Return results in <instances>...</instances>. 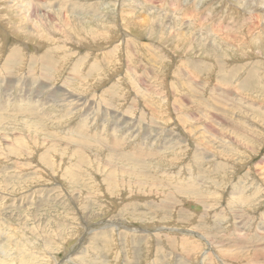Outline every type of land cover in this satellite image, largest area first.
Returning <instances> with one entry per match:
<instances>
[{"label": "rangeland", "instance_id": "obj_1", "mask_svg": "<svg viewBox=\"0 0 264 264\" xmlns=\"http://www.w3.org/2000/svg\"><path fill=\"white\" fill-rule=\"evenodd\" d=\"M7 1L0 264H263L264 0Z\"/></svg>", "mask_w": 264, "mask_h": 264}, {"label": "bare ground", "instance_id": "obj_2", "mask_svg": "<svg viewBox=\"0 0 264 264\" xmlns=\"http://www.w3.org/2000/svg\"><path fill=\"white\" fill-rule=\"evenodd\" d=\"M7 1V0H6ZM16 1H18V3H15ZM127 1V0H126ZM212 1V0H211ZM242 1V0H241ZM8 2V1H7ZM15 4H14V6H16L15 8H16V10H14V11H20L21 9H23V5H25V4H28L26 1H24V0H15ZM131 3H133L132 1H131ZM239 4V3H238ZM241 4V3H240ZM67 5V4H66ZM194 5V4H193ZM242 5V4H241ZM262 5V4H261ZM6 6V5H5ZM30 6V5H29ZM45 6H46V4H45ZM130 6V5H129ZM264 6V5H263ZM26 7V6H25ZM93 7V6H92ZM99 7V6H98ZM124 7V6H123ZM131 7H132V5H131ZM136 7H137V4H136ZM262 7V6H261ZM34 8V7H33ZM125 8V7H124ZM14 9V8H13ZM12 9V10H13ZM43 9V8H42ZM228 9H230V8H228ZM261 9V8H260ZM29 10V9H28ZM36 10V9H35ZM124 10V9H123ZM188 10V9H187ZM1 11V10H0ZM239 11V10H238ZM27 12V11H26ZM36 12V11H35ZM45 12V11H44ZM50 12V11H49ZM48 12V13H49ZM94 12V11H93ZM162 12V11H161ZM172 12V11H171ZM25 13V12H24ZM64 13V12H63ZM134 13V12H133ZM151 13V12H150ZM11 14V13H10ZM28 14V13H27ZM31 14V13H30ZM44 14V13H43ZM42 14V15H43ZM19 15V14H18ZM22 15V14H21ZM163 15V14H162ZM226 15V14H225ZM31 16V15H30ZM39 16H40V14H39ZM136 16V15H135ZM174 16V15H173ZM184 16V15H183ZM182 16V17H183ZM248 16V15H247ZM22 17V16H21ZM24 17V16H23ZM27 17V16H26ZM48 17V16H47ZM72 17V16H71ZM254 17V16H253ZM67 18V17H66ZM158 18V17H157ZM236 18V17H235ZM178 19V18H177ZM250 19V18H249ZM123 20V19H122ZM180 21H181V19H180ZM35 22V21H34ZM141 22V21H140ZM142 22H143V20H142ZM178 22V21H177ZM257 22V21H256ZM68 23H70V22H68ZM154 23V22H153ZM135 24H137V23H135ZM140 24V23H139ZM139 24H137L138 26H139ZM143 24V23H142ZM185 24V23H184ZM141 25V24H140ZM210 25V24H209ZM241 25V24H240ZM258 25V24H257ZM263 25V24H262ZM34 26V25H33ZM164 26V25H163ZM204 26V25H203ZM221 26V25H220ZM226 26V25H225ZM253 26H254V24H253ZM145 27V26H144ZM162 27V26H161ZM161 27H160V29H161ZM169 27V26H168ZM245 27V26H244ZM243 27V28H244ZM32 28V27H31ZM119 28V27H118ZM150 28V27H149ZM184 28V27H183ZM188 28V27H187ZM223 28V27H222ZM35 27H34V31H35ZM158 29H159V27H158ZM178 29H180V28H178ZM4 30V29H3ZM29 30V29H28ZM153 30V29H152ZM164 30V29H163ZM222 30V29H221ZM262 30H263V28H262ZM47 31V30H46ZM162 31V30H161ZM174 31V30H173ZM184 31V30H183ZM202 31V30H201ZM252 31V30H251ZM45 32V31H44ZM142 32V31H141ZM145 32V31H144ZM159 32V31H158ZM178 32V31H177ZM180 32H181V30H180ZM180 32L178 33V34H180ZM1 33V32H0ZM27 33V32H26ZM134 33V32H133ZM160 33V32H159ZM33 34V33H32ZM36 34V33H35ZM174 34V33H173ZM177 34V35H178ZM188 34V33H187ZM161 35V34H160ZM28 36V35H27ZM26 36V37H27ZM180 36V35H179ZM183 36V35H182ZM188 36H189V34H188ZM203 36V35H202ZM42 37V36H41ZM175 37V36H174ZM185 37V36H184ZM226 37V36H225ZM30 38V37H29ZM45 38V37H44ZM127 38V37H126ZM149 38H150V36H149ZM180 38V37H179ZM182 38V37H181ZM247 38V37H246ZM13 39V38H12ZM31 39V38H30ZM134 39V38H133ZM151 39V38H150ZM192 39V38H191ZM202 39V38H201ZM233 39V38H232ZM198 40V39H197ZM260 40H261V38H259L258 39V41L260 42ZM180 41H181V39H180ZM200 41V40H199ZM206 41V40H205ZM257 41V40H256ZM14 42V41H13ZM35 42V41H34ZM65 42V41H64ZM67 42V41H66ZM65 42V43H66ZM126 42V41H125ZM211 42V41H210ZM237 42V41H236ZM4 43V42H3ZM182 43H183V40H182ZM207 43V42H206ZM255 43H257V42H255ZM163 44V43H162ZM188 44V43H187ZM186 44V45H187ZM139 45V44H138ZM141 45V44H140ZM186 45H185V47H186ZM206 45V44H205ZM210 45H211V43H210ZM210 45H208V47H210ZM214 45V44H213ZM217 45V44H216ZM128 46V45H127ZM184 46V45H183ZM193 46V45H192ZM256 46V45H255ZM2 47V46H1ZM6 47V46H5ZM205 47V46H204ZM203 47V48H204ZM214 47V46H213ZM217 47V46H216ZM119 48V47H118ZM125 48V47H124ZM182 48H184V47H182ZM206 48V47H205ZM255 48V47H254ZM115 49V48H114ZM194 49V48H193ZM202 48H200V50H201ZM20 49H16V48H13V49H11V51H10V56H9V58H8V61H13L14 59H16V58H18L17 56L19 55V52L21 51H19ZM52 50V52H53V49H51ZM199 50V51H200ZM209 50H210V48H209ZM65 51V50H64ZM131 51V50H130ZM2 52V51H1ZM0 52V53H1ZM210 52V51H209ZM212 52V51H211ZM215 52V51H214ZM7 53V52H6ZM116 53V52H115ZM132 53V52H131ZM169 53V52H168ZM243 55H245V54H243ZM253 55V54H252ZM31 56V55H30ZM90 56V55H89ZM121 56V55H120ZM229 56V55H228ZM42 58H45L44 60H45V65L46 66H49V64L48 63H53L52 62V54H51V52L50 51H46V53H44V55L42 56ZM77 58V57H76ZM209 58V57H208ZM245 58V57H244ZM36 59V58H35ZM98 59V58H97ZM205 59V58H204ZM2 60V59H1ZM4 60V59H3ZM32 60V59H31ZM259 60V59H258ZM6 61V60H5ZM8 61H7V63H8ZM35 61V60H34ZM37 61V60H36ZM41 61H42V59H41ZM183 61V60H182ZM33 62V61H32ZM55 62V61H54ZM120 62V61H119ZM128 62V61H127ZM126 62V63H127ZM180 62V61H179ZM1 63V62H0ZM43 63V62H42ZM182 63V62H181ZM190 63V62H189ZM4 64H5V62H4ZM3 64V65H4ZM33 64V63H32ZM185 64V63H184ZM258 64H259V61H258ZM99 65V64H98ZM132 65V64H131ZM161 65V64H160ZM181 65V64H180ZM185 65H188V63L187 64H185ZM190 65H191V63H190ZM245 65V64H244ZM51 66H53V65H51ZM164 66V65H163ZM183 66V65H182ZM255 66V65H254ZM2 67V66H1ZM40 67V66H39ZM186 67H188V66H186ZM4 68H6V66L4 67ZM102 68V67H101ZM181 68H183V67H181ZM190 68H192L191 66H190ZM194 68V67H193ZM197 68V67H196ZM1 69V68H0ZM186 69V68H185ZM260 69V68H259ZM10 70V69H9ZM38 70V69H37ZM257 70V69H256ZM1 71V70H0ZM5 71V70H4ZM140 71V70H139ZM78 72V71H77ZM136 72V71H135ZM190 72V71H189ZM191 72H192V70H191ZM193 72H195V71H193ZM10 73V72H9ZM114 73V72H113ZM137 73V72H136ZM183 73V72H182ZM16 74V73H15ZM43 74V73H42ZM128 74V73H127ZM191 74V73H190ZM41 75V74H40ZM39 75V76H40ZM170 75V74H169ZM180 75V74H179ZM189 75V74H188ZM246 75V77H245V79H243L242 81H241V83H240V87L242 88V89H249V88H251L252 87V82L253 81H251L250 80V78L248 77V76H250V74H245ZM7 76V75H6ZM5 76V77H6ZM182 76V75H181ZM190 76V75H189ZM194 76V75H193ZM192 76V77H193ZM8 77V76H7ZM38 77V76H37ZM42 77V76H41ZM125 77V76H124ZM124 77H123V80H124ZM260 77H262V76H260ZM88 78H89V76H88ZM130 78V77H129ZM183 78V77H182ZM186 78V77H185ZM185 78H184V80H185ZM194 78V77H193ZM126 79V78H125ZM127 79H128V77H127ZM126 79V80H127ZM134 79V78H133ZM154 79V78H153ZM187 79V78H186ZM191 78H189V80H190ZM43 80V79H42ZM119 80V79H118ZM139 80H141V79H139ZM172 80V79H171ZM175 80V79H174ZM81 81V80H80ZM129 81H131V80H129ZM123 82V81H122ZM125 83V82H124ZM208 83V82H207ZM254 83V82H253ZM8 84V83H7ZM133 84V83H132ZM156 84V83H155ZM165 84V83H164ZM166 85V84H165ZM197 85V84H196ZM126 86V85H125ZM116 87V86H115ZM134 87V86H133ZM178 87V86H177ZM263 88L262 89H264V85L262 86ZM114 88V87H113ZM113 88H111L113 91H114V89ZM120 89V88H119ZM133 89V88H132ZM135 89H137L136 87H135ZM159 89V88H158ZM165 89H167L166 87H165ZM170 89V88H169ZM252 89V88H251ZM143 90V89H142ZM111 91V90H110ZM155 91V90H154ZM244 91V90H243ZM189 92V91H188ZM115 93H117V92H115ZM225 93H227V94H229L228 93V91L227 92H225ZM188 94V93H187ZM139 95V94H138ZM112 96V95H111ZM168 96V95H167ZM179 96V95H178ZM187 96V95H186ZM192 96V95H191ZM144 97V96H143ZM162 97V96H161ZM177 97V96H176ZM223 97H226L225 95H223ZM169 98V97H168ZM163 100V99H162ZM165 100V99H164ZM264 100V99H263ZM142 101V100H141ZM145 102V101H144ZM181 102V101H180ZM187 103V102H186ZM259 103V102H258ZM264 103V102H263ZM70 104V103H69ZM106 104V103H105ZM143 104V103H142ZM148 103H146L145 105H147ZM169 104V103H168ZM135 106H136V104H135ZM163 106V105H162ZM189 106V105H188ZM187 106V107H188ZM2 107V106H1ZM107 107V106H106ZM148 107V106H147ZM149 108V107H148ZM2 109V108H1ZM18 109V108H17ZM263 109V108H262ZM19 110V109H18ZM109 110V109H108ZM145 110V109H144ZM20 113V112H19ZM153 113V112H152ZM134 115V114H133ZM155 115V114H154ZM180 115V114H179ZM58 116V115H57ZM186 117V116H185ZM9 118V117H8ZM215 118V117H214ZM221 118V117H220ZM56 119V118H55ZM143 119H144V117H143ZM252 119V118H251ZM169 121V120H168ZM16 122V121H15ZM188 122V121H187ZM249 123V122H248ZM176 124V123H175ZM188 125V124H187ZM209 126V125H208ZM20 128V127H19ZM183 128V127H182ZM26 129V128H25ZM170 129V128H169ZM70 130V129H69ZM210 130V129H209ZM33 131H34V129H33ZM42 132V131H41ZM76 132V131H75ZM41 135V134H40ZM51 135V134H50ZM85 136V135H84ZM31 138V137H30ZM80 138V137H79ZM218 138V137H217ZM11 139V138H10ZM16 139V138H15ZM24 139V138H23ZM18 140V139H17ZM20 140V139H19ZM28 140H31V139H28ZM12 143V142H11ZM243 143V142H242ZM21 144V143H20ZM72 144L74 145V143L72 142ZM94 145V144H93ZM140 145V144H139ZM11 146V145H10ZM9 146V147H10ZM13 146V145H12ZM17 146V145H16ZM218 146V145H217ZM158 147V146H157ZM12 148V147H11ZM19 149H20V147H19ZM98 149V148H97ZM8 150V149H7ZM12 150V149H11ZM137 150V149H136ZM54 151V150H53ZM52 152V151H51ZM137 152V151H136ZM231 152V151H230ZM12 153V152H11ZM46 153H48V152H46ZM58 153V152H57ZM142 153V152H141ZM156 153V152H155ZM232 153V152H231ZM250 153V152H249ZM66 154V153H65ZM97 154V153H96ZM119 154V153H118ZM125 154V153H124ZM145 154V153H144ZM45 156V155H44ZM43 156V157H44ZM135 156V155H134ZM48 157V156H47ZM96 157H98V156H96ZM136 157V156H135ZM222 157V156H221ZM126 158V157H125ZM130 158V157H129ZM140 158V157H139ZM170 158V157H169ZM235 158V157H234ZM68 159V158H67ZM135 159V158H134ZM233 159V158H232ZM143 161V160H142ZM67 162V161H66ZM125 162V161H124ZM139 162V161H138ZM137 162V163H138ZM240 162V161H239ZM247 162V161H246ZM250 162V160L248 161V163ZM62 163V162H61ZM92 163V162H91ZM144 163V162H143ZM257 163V162H256ZM124 164V163H123ZM122 164V165H123ZM140 164V163H139ZM142 164V163H141ZM48 165V164H47ZM46 165V166H47ZM109 165V164H108ZM112 165V164H111ZM256 165H258V164H256ZM68 166V165H67ZM260 166V165H259ZM72 167V166H71ZM99 167H100V165H99ZM102 167V166H101ZM128 167V166H127ZM144 167H146V166H144ZM261 167H262V165H261ZM241 168V167H240ZM243 168V167H242ZM256 168V167H255ZM260 168V167H259ZM108 169V168H107ZM124 169V168H123ZM141 169V168H140ZM61 170V169H60ZM143 170V169H142ZM141 170V171H142ZM163 170V169H162ZM263 171H264V169H263ZM260 171H258V173H259ZM171 173V172H170ZM169 173V174H170ZM16 174V173H15ZM139 174V173H138ZM9 175V174H8ZM174 175V174H173ZM70 177V176H69ZM262 177H264V176H262ZM22 178V177H21ZM139 178V177H138ZM264 179V178H263ZM113 180V179H112ZM108 181V180H107ZM146 181V180H145ZM159 181V180H158ZM147 182V181H146ZM143 184V183H142ZM146 185V184H145ZM232 185V184H231ZM230 185V186H231ZM247 185V184H246ZM13 186V185H12ZM147 186V185H146ZM134 188V187H133ZM236 188V187H235ZM72 189V188H71ZM139 189V188H138ZM228 189V188H227ZM231 189V188H230ZM233 190V189H232ZM235 190H237V189H235ZM116 191V190H115ZM179 191L181 192V193H183V192H186L187 194H191V195H196L197 194V192H196V190H192V189H188V188H182V189H179ZM132 192V191H131ZM233 192V191H232ZM166 194V193H165ZM24 195V194H23ZM129 195V194H128ZM196 196H201V195H196ZM253 196V195H252ZM240 197V196H239ZM15 198V197H14ZM82 198V197H81ZM141 198V197H140ZM183 199V198H182ZM234 199V198H233ZM237 199V198H236ZM240 199V198H239ZM114 200V199H113ZM140 200H142V199H140ZM104 201V200H103ZM107 201V200H106ZM110 201V200H109ZM105 202V201H104ZM150 202V201H149ZM183 202V201H182ZM131 203V202H130ZM134 203V202H133ZM233 203V202H232ZM232 203L230 202L229 203V205H232ZM119 204V203H118ZM126 204V203H125ZM192 204H195V203H192ZM239 204H240V202H239ZM90 205V204H89ZM136 205V204H135ZM188 205V204H187ZM196 209H194V210H196V211H198V210H201V207H200V205H198V204H196ZM12 207V206H11ZM179 207V206H178ZM106 209V208H105ZM133 210V209H132ZM152 210V209H151ZM192 210V209H191ZM193 210V211H194ZM119 211V210H118ZM139 211V210H138ZM143 211V210H142ZM141 211V212H142ZM213 211V210H212ZM221 211V210H220ZM195 212V211H194ZM205 212V211H204ZM219 212V211H218ZM32 213V212H31ZM239 214V213H238ZM91 215V214H90ZM212 215V214H211ZM215 215H217V214H215ZM233 215V214H232ZM8 216V215H7ZM13 216V215H12ZM159 216V215H158ZM178 216V215H177ZM183 216V215H182ZM201 216V215H200ZM210 216V215H209ZM203 217V216H202ZM264 217V216H263ZM212 218H214V217H212ZM242 218V217H241ZM260 218H262V216L260 217ZM35 219V218H34ZM130 219V218H129ZM161 219V218H160ZM180 219V218H179ZM199 220V219H198ZM175 221V220H174ZM263 221H264V219H263ZM262 221V222H263ZM85 222V221H84ZM138 222V221H137ZM258 222V221H257ZM10 223V222H9ZM177 223V222H176ZM98 224V223H97ZM110 224V223H109ZM159 224V223H158ZM195 224V223H194ZM88 225V224H87ZM151 225V224H150ZM178 225V224H177ZM200 225V224H199ZM162 226V225H161ZM169 226V225H168ZM216 227V226H215ZM17 228V227H16ZM181 228V227H180ZM184 228V227H183ZM127 229V228H126ZM149 229H150V227H149ZM159 229V228H158ZM44 230V229H43ZM204 230V229H203ZM215 230V229H214ZM85 231V230H84ZM96 231V230H95ZM179 231V230H178ZM201 231V230H200ZM206 231V230H205ZM211 231V230H210ZM218 231V230H217ZM254 231V230H253ZM252 231V232H253ZM135 232V231H134ZM141 232V231H140ZM190 232V231H189ZM180 233H182V232H180ZM213 233V232H212ZM58 234V233H57ZM113 234V233H112ZM189 234V233H188ZM204 234V233H203ZM90 235V234H89ZM213 235V234H212ZM217 235V234H216ZM239 235V234H238ZM75 236V235H74ZM230 236V235H229ZM91 237V236H90ZM200 237V236H199ZM208 237V236H207ZM213 237V236H212ZM159 238V237H158ZM194 238V237H193ZM217 238V237H216ZM2 239V238H1ZM128 240V239H127ZM126 240V241H127ZM190 241V240H189ZM129 242V241H128ZM193 242V241H192ZM107 243V242H106ZM105 243V244H106ZM198 243V242H197ZM189 244V243H188ZM257 244V243H256ZM261 244V243H260ZM174 245V244H173ZM195 246V245H194ZM215 246V245H214ZM243 246H245V245H243ZM251 246V245H250ZM144 248V247H143ZM189 248V247H188ZM216 248V247H215ZM60 249V248H59ZM185 249V248H184ZM256 250H257V248H256ZM130 251V250H129ZM139 251V250H138ZM263 251H264V249H263ZM48 253V252H47ZM185 253V252H184ZM257 253V252H256ZM97 254V253H96ZM161 254V253H160ZM199 254H200V252H199ZM198 254V255H199ZM243 254V253H242ZM47 255V254H46ZM137 255V254H136ZM186 255H188V253L186 254ZM185 255V256H186ZM227 255V254H226ZM240 255V254H239ZM198 257V256H197ZM229 257V256H228ZM56 258H57V256H56ZM190 258V257H189ZM191 259H193V258H191ZM67 260V259H66ZM65 260V261H66ZM95 260V259H94ZM208 260V259H207ZM228 260V259H227ZM230 260V259H229ZM252 260V259H251ZM248 261V260H247ZM68 262H70V261H68ZM164 262V261H163ZM256 262H258V261H256ZM219 263V262H218ZM244 263V262H243ZM242 263V264H243ZM252 264H253V262H252ZM257 264H259V263H257ZM264 264V263H263Z\"/></svg>", "mask_w": 264, "mask_h": 264}]
</instances>
